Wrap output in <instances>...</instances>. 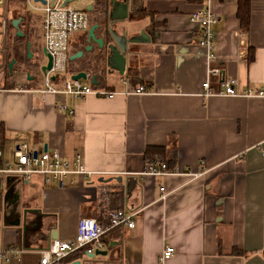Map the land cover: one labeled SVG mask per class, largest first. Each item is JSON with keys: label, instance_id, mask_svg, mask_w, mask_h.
<instances>
[{"label": "crops", "instance_id": "0c3cea01", "mask_svg": "<svg viewBox=\"0 0 264 264\" xmlns=\"http://www.w3.org/2000/svg\"><path fill=\"white\" fill-rule=\"evenodd\" d=\"M201 5L216 16L215 59L209 60L199 26L189 18ZM238 8L239 0H128L126 25L113 27L118 33L125 28L128 38L140 30L147 37L128 42L122 74L106 71L96 84L90 78L111 96L42 93L22 68L14 69L13 84L2 80L0 166L14 162L15 148L24 143L58 149L71 167L63 184L40 172L0 180V248H13L0 264H36L52 238L74 236L80 217L104 223L114 208L134 212L133 225L104 234L106 254L79 250L66 264H264V95L218 92L226 75L241 91L264 89V0H249L247 30ZM97 16L91 12L90 22ZM38 25L32 41L41 49V14ZM85 36L87 30L74 33L67 60ZM209 64L220 68V77L211 75L214 91L203 94ZM139 84L146 89L135 91ZM150 161H164L168 169L148 173ZM114 175L121 181L98 180ZM166 244L174 252L162 259Z\"/></svg>", "mask_w": 264, "mask_h": 264}, {"label": "built area", "instance_id": "2783aa9c", "mask_svg": "<svg viewBox=\"0 0 264 264\" xmlns=\"http://www.w3.org/2000/svg\"><path fill=\"white\" fill-rule=\"evenodd\" d=\"M40 2V1H38ZM94 0H44L40 2L41 11V35L43 47L51 55V66L45 71H41L43 86L40 88L42 93L47 91L70 94L74 97H83L87 93L113 95L112 90L98 89L90 82L87 73L86 78H71L67 76L56 83V78L61 73L67 71L68 46L74 33L85 31L90 26V18L87 5ZM189 18L196 22L200 29V44L207 50V56L215 59L214 49V30L212 25L216 21L215 14L208 6L201 5L189 13ZM220 77V68L217 65H208L207 76L201 82L203 94L213 93L210 85V76ZM52 76H55L52 79ZM221 88L218 90L224 94H244V95H264L263 88L246 87L239 90L236 86L234 76L226 75L220 77ZM146 89L144 84L135 87V91L142 92ZM58 108H65V104L60 102ZM27 148L24 143L18 144L14 151L15 161L4 162L0 166V180L2 182L9 175H21L24 179H29L34 172H40L44 180L52 176L58 184L64 183V177L70 171L71 161L56 148L37 150ZM78 160L77 171L81 174L87 172L83 162ZM0 149V163H1ZM168 169L164 161H150L145 165V171L151 174L163 173ZM164 191V186H160ZM167 192H162L160 197H164ZM134 212H127L124 208H114L108 212L106 222H100L94 216H82L78 219L77 228L74 236L69 238L54 237L49 246L42 250L36 264H66L65 257L75 251L83 250L87 254L94 253L97 249L106 248L103 239L104 234L114 226L125 224L133 225ZM13 248H0V256L7 258L11 255ZM174 252V247L166 244L161 252V258H167Z\"/></svg>", "mask_w": 264, "mask_h": 264}, {"label": "water", "instance_id": "95a60500", "mask_svg": "<svg viewBox=\"0 0 264 264\" xmlns=\"http://www.w3.org/2000/svg\"><path fill=\"white\" fill-rule=\"evenodd\" d=\"M34 1H40L44 2V0H34ZM107 7H108V18L110 22H113L114 24L117 21H123L126 20L127 17H129V9H128V0H107ZM93 5L89 4L87 5V10H92ZM3 5L2 0H0V14L2 13ZM21 20V16L13 17L11 18V25L16 29V34L22 35L23 32L19 29V22ZM113 24V25H114ZM98 28V23L93 22L90 24V26L87 29V39L92 40L93 42H96L98 47H104L105 45V39L101 35H97V32L95 31ZM106 29L111 36V41L108 42L106 45L109 53L107 58V72H113L117 71L118 73L122 74L125 71V63H126V56L125 51L127 49L128 42L130 41H139L142 40L143 37H147L144 30H140V36H135L128 38V33L125 28L122 29L121 33H118L111 24L108 25L107 28H103V33L106 35ZM30 41L27 43V47L29 48ZM91 44H87L84 48L78 49L75 52L71 53L69 56V59H75L80 58L83 56L85 52L91 51ZM28 55H31V51H28ZM41 55L45 56V61L41 63L40 70L45 71L47 68L51 66V55L46 51L44 47L41 49ZM14 62V58L8 62V67L11 68L12 64ZM71 78H86L87 73L84 69L75 70L71 73ZM30 77V76H29ZM54 78V76H52ZM98 79L96 78V74H93L91 76V82L93 84L98 83ZM48 149L47 145L44 144L43 150ZM37 150H34V153H36ZM111 179H116L118 181H121L120 175H114L110 177H103L99 176L98 180L101 181H109ZM130 180V178H128ZM126 183L127 180H126ZM106 249H97L94 253H90V255L95 254H106ZM72 264H79V261H74Z\"/></svg>", "mask_w": 264, "mask_h": 264}, {"label": "rangeland", "instance_id": "374dc122", "mask_svg": "<svg viewBox=\"0 0 264 264\" xmlns=\"http://www.w3.org/2000/svg\"><path fill=\"white\" fill-rule=\"evenodd\" d=\"M40 5V2L30 0L29 3H27V10L29 12L27 13V11H25L24 9L23 2H20L18 0H4L3 10L0 14V86L2 85L6 63L8 64L11 58H14L12 69H27L28 67L32 68V66L37 62L42 63L45 61V56L41 55L39 43H34L32 41V38H34L36 35H38L39 37L38 24L41 14V11L39 9ZM91 12L92 10H88L89 16H91ZM17 16H21V20L18 24L19 29L25 34L33 32L34 36L31 35L29 40H27V35L26 37L22 38V40H14V31H16V29L11 25L10 21L11 18ZM118 25H126V22H118L115 27L118 28ZM7 26L9 27L6 28ZM101 30L103 31L102 28ZM81 33L82 32H80V34ZM80 36L81 35H79V37ZM30 39L31 44L28 48L27 43L28 41H30ZM14 45H18L17 49H12ZM28 51H31L30 56L28 55ZM73 60L74 59L67 60L68 71L70 69L69 62ZM34 72L36 73V77L33 81L37 83L34 85L41 88L43 86V83L41 82L40 69L35 70ZM61 76L62 73L60 74V77Z\"/></svg>", "mask_w": 264, "mask_h": 264}, {"label": "flooded vegetation", "instance_id": "af4514ba", "mask_svg": "<svg viewBox=\"0 0 264 264\" xmlns=\"http://www.w3.org/2000/svg\"><path fill=\"white\" fill-rule=\"evenodd\" d=\"M95 1L96 0H94V2ZM97 1H99V4H100L99 8L96 7L97 8L96 11H97L98 16H97V18H95V21L98 23V28H102V29L107 28L109 24H111L113 26L114 23L110 22V20L108 18L109 16H108L107 0H97ZM3 3H4V0H2V5H3ZM93 8H94V5H93ZM24 9H25V11H27V13H29L26 5H24ZM6 28H8V27H6ZM97 35H101L104 37V39H105L104 47H98L97 43L93 42L91 39L88 40L87 36L82 37L79 40V44L82 46V48H84L87 44H91V46H92L91 51L94 52L93 53L94 55L90 61L91 62L94 61L97 64H100V67H98V69H97V67L95 69H93V68L91 69L90 67H86L83 69L86 71V73L89 74L90 78L93 74H96V78L100 80V76H102V74H104L107 71V58L109 56L108 55L109 51L106 47L107 46L106 44L111 41V36L109 35L107 29H106V35L103 32H101L100 34L97 33ZM40 65H41V63L37 62L35 65L32 66V68L28 67L27 69L24 70L26 73V76L28 77V80L33 81L35 79L36 73L34 71L39 70ZM99 69H101V70H99ZM14 73H15L14 69H12V67L9 68L8 64L6 63L3 79L10 82L11 84H13Z\"/></svg>", "mask_w": 264, "mask_h": 264}, {"label": "trees", "instance_id": "16d2710c", "mask_svg": "<svg viewBox=\"0 0 264 264\" xmlns=\"http://www.w3.org/2000/svg\"><path fill=\"white\" fill-rule=\"evenodd\" d=\"M18 1L23 2V4L26 5L25 4V0H18ZM99 6H100L99 1L96 0L95 4H94V8L92 9V13L94 11H96L97 8H99ZM238 17L240 18L242 26L245 28V30H247L248 29V25H249V0H239ZM94 21H95V19H94ZM7 27H9V26H7ZM26 35H27V40H29L28 34L23 33V35L21 37V35L16 34L15 31H14V37L13 38L16 41L19 40V39L22 40V38L26 37ZM17 47H18V45H14L12 49H17ZM247 53H248V55H247L248 60H251L253 58V56H254L253 48L250 47L248 49ZM90 58H92V56ZM90 58L85 56L83 58H80L78 61H71V64H69L70 69L72 71H75V70H79V69H83V68L89 67V62L91 60ZM127 73L131 74L132 76H135L136 72L133 71L132 68H129L127 70Z\"/></svg>", "mask_w": 264, "mask_h": 264}]
</instances>
